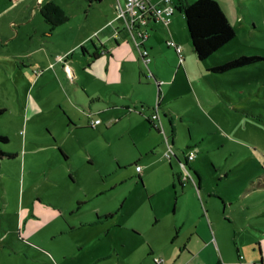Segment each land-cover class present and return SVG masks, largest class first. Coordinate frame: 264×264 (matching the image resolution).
Listing matches in <instances>:
<instances>
[{
    "label": "rangeland",
    "instance_id": "rangeland-1",
    "mask_svg": "<svg viewBox=\"0 0 264 264\" xmlns=\"http://www.w3.org/2000/svg\"><path fill=\"white\" fill-rule=\"evenodd\" d=\"M233 1L237 12L226 15L235 37L208 60L195 59L191 63V70L209 103L205 111L210 114L190 110L189 113L196 114L195 121L186 116L176 121L177 135L171 151L162 134L155 138L138 130L139 140L123 134L127 122L111 124L108 130L104 123L92 127L91 121L83 123L82 127H73L56 120L55 111L28 122L14 118L12 113L0 117V133H5L9 139L6 147L18 158L4 159L0 166V264H48L39 253L43 248L28 249L22 243H27L25 219L33 205L46 208L55 217H34L39 225L31 241L54 254L61 255V251H65L68 255L59 261L51 257V264L88 263L96 249L106 255L114 245L126 264H156L155 260H165L163 255L168 251V242L176 235L175 227H180L188 212L192 219L185 220L184 230L200 222V233L205 240L208 237L211 240L206 223L204 225L198 217L208 214L212 222L210 232L216 238L223 259L235 264L251 263L252 249L256 248V253L260 250L256 243L264 245V0ZM84 2L87 7V0L70 3L84 6ZM105 3L106 0H94L93 12L72 14V20L80 22L85 16L88 22L102 20ZM175 16L183 17L179 12ZM9 28L14 34L15 24ZM27 31L20 29L19 35L24 37ZM177 37L181 46L192 50L185 24L178 29ZM253 56L262 60L220 74L210 72L211 68L239 57ZM51 94L47 103L56 98L54 92ZM47 95L50 96L49 89ZM165 124L169 127L167 122ZM18 129L20 136L16 133ZM166 134L171 144L169 131ZM53 139L58 145L54 150L50 147ZM153 144L160 145V150H154L156 153L150 152ZM29 146L34 150L32 153L27 152ZM59 149L67 159L61 156ZM189 150L195 154L189 165L200 176L199 189L193 181L184 182L183 188L172 181L173 174L185 175L176 159L184 161ZM134 163L146 168L144 184L137 178ZM187 170L195 177L189 168ZM96 210L113 213L114 218L109 223L111 232L102 241L92 239L80 250L76 238L94 234L101 228L93 226L89 232L80 227L81 222L96 219ZM68 229L73 235H61ZM134 230L141 235H131ZM53 233H57L54 238H47ZM119 236L121 240L131 238L130 250L118 246ZM146 241L154 244L155 252L151 255ZM197 247L199 245H189L192 250ZM144 254L148 256L143 258ZM216 258L214 251L208 248L189 264H214L219 259ZM181 262L182 259L177 264Z\"/></svg>",
    "mask_w": 264,
    "mask_h": 264
},
{
    "label": "crops",
    "instance_id": "crops-1",
    "mask_svg": "<svg viewBox=\"0 0 264 264\" xmlns=\"http://www.w3.org/2000/svg\"><path fill=\"white\" fill-rule=\"evenodd\" d=\"M148 1L155 4L160 0ZM215 1L218 2L225 15L228 12L236 14L237 8L233 0ZM70 2L67 3L66 0H2L0 2V109L3 110L1 116L12 113L14 118L28 122L41 114L55 111L56 120H63L65 124H72L73 127H82L83 123L100 120L97 125L104 123L108 130L111 124L127 122L128 126L123 134L135 136V140L141 138L138 135V130H140L143 134L154 135L155 138L162 134L168 143L166 133L169 131L171 147L177 135L176 121L180 122L182 116L195 121L196 114L189 113L190 110H199L202 115L208 114L209 116L210 113L205 111L206 104H209L206 93L191 70V63L197 58L193 50L181 46L180 39L177 37L178 29L185 24L184 17H176L174 14L167 26L150 20L146 27L140 28L141 31L146 29L148 35L147 39L142 42V48L148 51L149 63L146 65L143 56L135 46L131 32L117 13L119 6L124 7L125 0H106L101 14L102 20L96 23L88 22V16L80 22L72 20L74 19L72 14L93 12L94 0H87V7L85 2L84 6L82 4L73 6ZM172 2L174 5L189 3L187 0H172ZM50 4L58 6L67 18L59 26L53 27L42 16L43 8ZM11 24L16 26L14 34L9 28ZM20 29L28 30L24 37L19 35ZM27 33H32V35L29 36ZM175 46L181 48V62ZM58 57L62 60H58ZM48 89L50 96L47 95ZM51 92H54L56 98L52 103H47L52 96ZM155 113L158 119L152 120L151 117ZM166 122L169 127H165ZM1 133L0 135L6 137L5 133ZM16 133L20 136L19 129ZM51 136L54 137L52 134ZM54 139L50 146L52 150L54 146H58ZM26 140L23 144L24 152H26ZM6 144L1 145V150L11 154L13 156L11 159H18L17 154L13 155ZM153 146L159 149H153ZM159 146L153 144L150 152L156 153L157 151L154 150H160ZM30 149L29 146L28 153L34 151ZM58 151L62 153L61 156L64 159H67L60 149ZM145 152L148 153V150ZM4 159L9 160V158H3L0 166ZM176 161L180 162L178 158ZM135 164L137 163H134V166ZM171 164L170 160L169 169H171ZM139 167L140 171L137 172L136 169L135 171L139 181L144 184L143 179L145 180L146 176L143 173L146 168ZM188 168L192 171L189 162ZM192 172L199 189L200 176L196 170ZM178 177L180 178V174H173L172 181L179 183V180H176ZM27 212L25 219L28 228L25 232L27 243L23 241V245L37 251L43 248L46 252L42 250L39 253H42L43 260L48 264L51 262V257L55 261L67 257L65 251H61V255L54 254L53 251L30 239L37 231L36 225H39L34 217L52 219L55 214H49L46 208L36 205H33L31 211ZM95 213L97 214L96 219L81 222L80 227L88 230L93 226L101 228L94 234L87 233L82 238H76V246H79L80 250L92 239L102 241V238L105 235L109 236L111 232L109 223H112L113 213H100L99 210ZM198 217L199 221H204V225L206 223L205 228L209 229L212 239L208 237V240H205V236L200 233V222L193 224V227L188 230L183 229L186 224L185 220L192 219L191 213L188 212L184 221L180 223V227H175L176 235L171 242H168L169 246L166 245V248L169 247L167 248L168 253L163 255L165 260L160 259L162 261L160 264H177L180 259H182V264H189L208 248L212 249L215 257L219 258H216L217 261L214 264H235L223 259L216 238L210 232L212 222L208 214ZM137 232L134 230L130 234L140 236L141 233ZM56 234H50L47 238L52 239ZM65 234L73 235V232L71 229L61 232V235ZM130 239L121 240L119 236L118 246L120 244L123 249L130 250ZM126 240H129L128 244L125 243ZM202 240L205 242L200 244ZM192 244L199 245V247L192 250L189 248ZM256 244L260 250L256 253V248L252 249L253 259L250 264H262L264 259V245L261 247L259 243ZM146 245L150 255L153 254L154 244L146 241ZM108 248L112 249L111 246ZM113 248L106 255L100 254L96 249L91 262L81 261L77 264H126L115 245ZM147 256L144 254L143 258ZM109 259H111L110 262H108ZM64 262L61 261V264Z\"/></svg>",
    "mask_w": 264,
    "mask_h": 264
},
{
    "label": "trees",
    "instance_id": "trees-1",
    "mask_svg": "<svg viewBox=\"0 0 264 264\" xmlns=\"http://www.w3.org/2000/svg\"><path fill=\"white\" fill-rule=\"evenodd\" d=\"M174 6L175 13H182L184 17L189 41L198 61H206L213 54L219 53L235 37V31L217 1L196 0L193 3L184 2ZM42 16L53 27L61 25L67 19L63 11L54 4L45 6ZM260 60L262 58L259 56L239 57L224 65L211 68L210 72L220 74L254 64ZM2 113L3 110H0V116ZM6 143H8V138L0 135V161L3 158H13L11 154L1 150V145ZM184 160L186 161V157ZM137 166L135 164V167ZM176 180H179V177ZM189 180L196 183L193 176ZM178 182L180 183V180Z\"/></svg>",
    "mask_w": 264,
    "mask_h": 264
},
{
    "label": "built area",
    "instance_id": "built-area-1",
    "mask_svg": "<svg viewBox=\"0 0 264 264\" xmlns=\"http://www.w3.org/2000/svg\"><path fill=\"white\" fill-rule=\"evenodd\" d=\"M117 13L119 18L124 21L126 28L131 32L135 46L139 50L141 56H143L144 63L147 65L149 63L148 51L142 48V42L147 39L148 35L146 29L145 31H141L140 28L146 27L150 20L158 21L164 26H167L175 13V6L172 0H160L155 4L148 0H125L124 7L119 6L117 8ZM175 51L181 62L182 57L180 46H175ZM57 59L62 60L61 57H58ZM151 119H158L157 113L153 114ZM99 122V120H93L91 126H97ZM167 146L171 151V144L167 143ZM166 156L170 158L168 153H166ZM185 157L186 162H191L194 159L195 154L193 151H189ZM135 169L137 172L140 171L139 166ZM161 262V260H155L156 264H160Z\"/></svg>",
    "mask_w": 264,
    "mask_h": 264
},
{
    "label": "flooded vegetation",
    "instance_id": "flooded-vegetation-1",
    "mask_svg": "<svg viewBox=\"0 0 264 264\" xmlns=\"http://www.w3.org/2000/svg\"><path fill=\"white\" fill-rule=\"evenodd\" d=\"M181 166L183 167V169L185 170V175L180 174V184L182 185L184 182H190L189 179H191L192 176H190L187 168H188V163L184 160L182 162H180ZM138 178V175H137Z\"/></svg>",
    "mask_w": 264,
    "mask_h": 264
}]
</instances>
